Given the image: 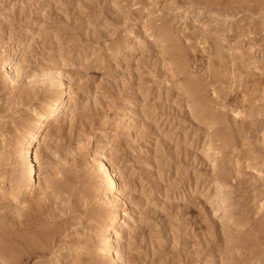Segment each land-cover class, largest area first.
<instances>
[{
    "label": "rangeland",
    "instance_id": "obj_1",
    "mask_svg": "<svg viewBox=\"0 0 264 264\" xmlns=\"http://www.w3.org/2000/svg\"><path fill=\"white\" fill-rule=\"evenodd\" d=\"M103 146L127 264H264V0H0V264H116Z\"/></svg>",
    "mask_w": 264,
    "mask_h": 264
},
{
    "label": "bare ground",
    "instance_id": "obj_2",
    "mask_svg": "<svg viewBox=\"0 0 264 264\" xmlns=\"http://www.w3.org/2000/svg\"><path fill=\"white\" fill-rule=\"evenodd\" d=\"M14 61H15V55H14V51H12L11 53H9V55L4 59L2 63V67L6 71V73L12 76L14 73L13 72L14 70L12 68ZM69 101H70L69 92L67 90H62L60 96L57 97L56 100L49 102V104L47 105L44 111L38 112V119L33 124L29 132V135L27 136L24 144L21 147V155L25 164L26 173L28 177L27 185L30 186L31 188L33 187V185H35V183H37V179L39 178L37 173V169H38L37 163H39V160L37 158V153L34 152L35 144L38 145L39 149L43 148L42 145L44 144V141L42 142L43 144H41L40 141L37 144V141L40 140L39 134L41 133L42 129L45 128L51 122V120L54 119V117L59 114L61 110L66 109V107L69 104ZM110 154H111L110 148L108 146H103L98 150V156L96 158L97 162L100 165V168L102 169V176L104 180L108 181V185L106 186V191L108 194H106V197L110 208L113 210V214L109 224L102 231V250L116 264H127L123 254L121 253V249H122L121 243L118 244L116 243L117 235L120 234L119 227L122 226V224L118 225L122 219V215L119 209L115 205V198L113 196L115 193L119 191L120 175H119V171L116 169V167L112 162L113 160L111 161L108 158ZM215 179H216V181H214L215 183L221 182L218 176L215 177ZM215 192H216L215 193L216 196L220 195L219 191H215ZM115 248L117 250L116 253H114Z\"/></svg>",
    "mask_w": 264,
    "mask_h": 264
}]
</instances>
